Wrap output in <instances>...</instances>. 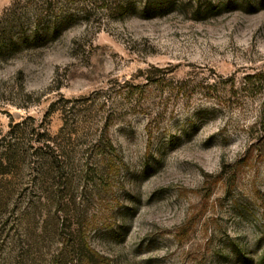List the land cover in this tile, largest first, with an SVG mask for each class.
Listing matches in <instances>:
<instances>
[{"label": "rangeland", "instance_id": "rangeland-1", "mask_svg": "<svg viewBox=\"0 0 264 264\" xmlns=\"http://www.w3.org/2000/svg\"><path fill=\"white\" fill-rule=\"evenodd\" d=\"M7 10L0 264H264V0Z\"/></svg>", "mask_w": 264, "mask_h": 264}, {"label": "trees", "instance_id": "trees-1", "mask_svg": "<svg viewBox=\"0 0 264 264\" xmlns=\"http://www.w3.org/2000/svg\"><path fill=\"white\" fill-rule=\"evenodd\" d=\"M9 10L5 11L3 14L2 19L0 20V52H2L4 49H6L9 46H12V44L14 43L15 39L12 38V36L10 35L12 32V20L14 18L11 17V19H9L7 13ZM36 40L38 39L37 33L34 34L32 37H28L24 39L23 41L26 43L30 40ZM53 157L56 158V160L59 162V160H62V157L60 154L55 155V152L50 153L49 157ZM60 169V167H59Z\"/></svg>", "mask_w": 264, "mask_h": 264}]
</instances>
